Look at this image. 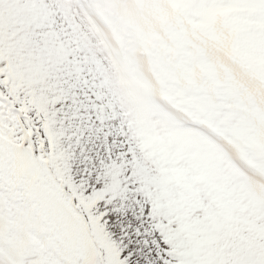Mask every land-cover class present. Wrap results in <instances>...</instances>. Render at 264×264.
I'll list each match as a JSON object with an SVG mask.
<instances>
[{"label":"rangeland","instance_id":"374dc122","mask_svg":"<svg viewBox=\"0 0 264 264\" xmlns=\"http://www.w3.org/2000/svg\"><path fill=\"white\" fill-rule=\"evenodd\" d=\"M34 7L178 224L185 264H264V0Z\"/></svg>","mask_w":264,"mask_h":264},{"label":"snow or ice","instance_id":"6c2138e0","mask_svg":"<svg viewBox=\"0 0 264 264\" xmlns=\"http://www.w3.org/2000/svg\"><path fill=\"white\" fill-rule=\"evenodd\" d=\"M35 0H0V264H185L178 224Z\"/></svg>","mask_w":264,"mask_h":264},{"label":"bare ground","instance_id":"6f19581e","mask_svg":"<svg viewBox=\"0 0 264 264\" xmlns=\"http://www.w3.org/2000/svg\"><path fill=\"white\" fill-rule=\"evenodd\" d=\"M148 45V44H147Z\"/></svg>","mask_w":264,"mask_h":264}]
</instances>
